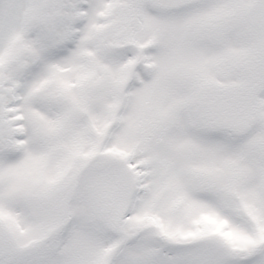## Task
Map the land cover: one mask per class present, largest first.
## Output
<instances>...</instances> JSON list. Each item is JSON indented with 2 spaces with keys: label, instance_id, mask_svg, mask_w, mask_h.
I'll use <instances>...</instances> for the list:
<instances>
[{
  "label": "snow or ice",
  "instance_id": "1",
  "mask_svg": "<svg viewBox=\"0 0 264 264\" xmlns=\"http://www.w3.org/2000/svg\"><path fill=\"white\" fill-rule=\"evenodd\" d=\"M0 264H264V0H0Z\"/></svg>",
  "mask_w": 264,
  "mask_h": 264
}]
</instances>
